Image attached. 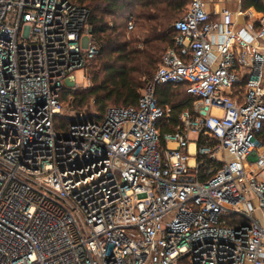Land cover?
<instances>
[{"label": "built area", "instance_id": "built-area-1", "mask_svg": "<svg viewBox=\"0 0 264 264\" xmlns=\"http://www.w3.org/2000/svg\"><path fill=\"white\" fill-rule=\"evenodd\" d=\"M89 18L0 0V264H264V18L250 37L190 0L138 107L62 129L61 93L99 51ZM163 85L196 99L164 147Z\"/></svg>", "mask_w": 264, "mask_h": 264}, {"label": "trees", "instance_id": "trees-1", "mask_svg": "<svg viewBox=\"0 0 264 264\" xmlns=\"http://www.w3.org/2000/svg\"><path fill=\"white\" fill-rule=\"evenodd\" d=\"M70 1L89 9L88 25L93 30L99 51L85 68L88 70L92 64L98 62L92 72L93 85L88 89H67L61 93L64 109L63 117L58 118V125L62 126V129L71 124L73 117L64 115L66 108L77 114L86 109L84 114L88 116V120H93L94 115L103 116L111 107L137 108L142 91L159 69L164 53L175 47L174 24L184 16L190 2V0ZM250 7L264 14V0H246L244 8ZM116 16L121 18V22ZM129 16H134L137 25L130 33L131 37L127 39L126 23ZM155 94L159 106L165 112L159 122L161 144L164 147V137L173 134L181 126L184 112L193 113L196 99L188 95L182 85L158 86ZM257 139L264 143V125ZM206 140L211 141L209 138ZM200 145H204L203 140ZM210 145L214 144L211 142ZM207 164L214 172L222 166L221 163L210 161ZM187 261L185 259L181 264H188Z\"/></svg>", "mask_w": 264, "mask_h": 264}, {"label": "crops", "instance_id": "crops-1", "mask_svg": "<svg viewBox=\"0 0 264 264\" xmlns=\"http://www.w3.org/2000/svg\"><path fill=\"white\" fill-rule=\"evenodd\" d=\"M203 2L206 10L213 15L215 20L220 19L223 10L229 11L234 17V29L237 31L245 30L250 37L257 33L260 28V22L264 18V14L258 12L254 7L244 8L245 0H203ZM215 35L219 39L221 33L216 32ZM254 43L256 44V42ZM246 82L247 77H244L241 87L236 91L244 92ZM190 149L191 153H193V146Z\"/></svg>", "mask_w": 264, "mask_h": 264}, {"label": "rangeland", "instance_id": "rangeland-1", "mask_svg": "<svg viewBox=\"0 0 264 264\" xmlns=\"http://www.w3.org/2000/svg\"><path fill=\"white\" fill-rule=\"evenodd\" d=\"M116 19L119 22H121V18L116 16ZM130 37H131V34L128 35V33H127V39H129ZM97 63L95 62L94 64H92V66L88 70L83 69V70L77 71V72H75L73 74L74 77H75L77 85H79L80 90L88 89V88H90L93 85V83H92L93 73L92 72L94 71V68L97 65ZM90 111H92V109ZM80 112L84 114V112H86V109L79 111L78 114H80ZM75 114L77 115V113H73L67 108H66V110L64 112L65 116L66 115H73V117H74V116H76ZM191 139H192V142H195L196 141V136H191ZM193 148H194V146H193ZM261 153H264V143L263 142L260 143L259 149H258V152L256 153V155L253 158L250 159V163L254 164V162L257 160L258 154H261ZM254 204L256 206L258 205V203L256 201L254 202ZM159 239H160V236H159ZM154 256H155V254H153L149 264H153L152 259H153Z\"/></svg>", "mask_w": 264, "mask_h": 264}]
</instances>
